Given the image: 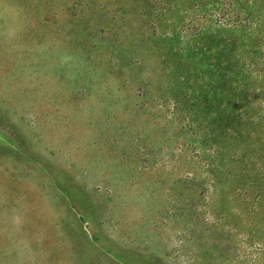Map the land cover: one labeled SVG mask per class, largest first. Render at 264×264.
<instances>
[{
    "label": "rangeland",
    "instance_id": "rangeland-1",
    "mask_svg": "<svg viewBox=\"0 0 264 264\" xmlns=\"http://www.w3.org/2000/svg\"><path fill=\"white\" fill-rule=\"evenodd\" d=\"M247 30L264 0H0V264H264V135L195 112Z\"/></svg>",
    "mask_w": 264,
    "mask_h": 264
},
{
    "label": "trees",
    "instance_id": "trees-1",
    "mask_svg": "<svg viewBox=\"0 0 264 264\" xmlns=\"http://www.w3.org/2000/svg\"><path fill=\"white\" fill-rule=\"evenodd\" d=\"M243 35L247 40L257 37L256 46L229 48L225 41L218 48L205 50L206 54H218V63L211 60L193 65L200 68V84L207 88L198 100L200 109L195 111L201 114L202 142L226 134L239 138L264 135V32L247 30ZM190 39L185 42L191 44L194 39ZM188 43L186 50L198 53L199 49ZM259 249L257 258L264 259L262 243Z\"/></svg>",
    "mask_w": 264,
    "mask_h": 264
}]
</instances>
